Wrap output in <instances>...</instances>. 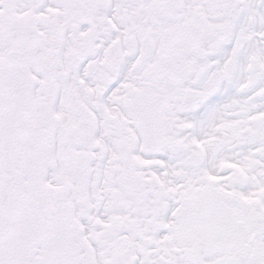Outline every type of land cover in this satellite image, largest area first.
I'll use <instances>...</instances> for the list:
<instances>
[{
  "label": "snow or ice",
  "instance_id": "snow-or-ice-1",
  "mask_svg": "<svg viewBox=\"0 0 264 264\" xmlns=\"http://www.w3.org/2000/svg\"><path fill=\"white\" fill-rule=\"evenodd\" d=\"M0 264H264V0H0Z\"/></svg>",
  "mask_w": 264,
  "mask_h": 264
}]
</instances>
